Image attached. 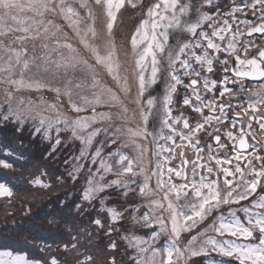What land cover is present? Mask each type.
I'll use <instances>...</instances> for the list:
<instances>
[{"label": "snow or ice", "instance_id": "snow-or-ice-1", "mask_svg": "<svg viewBox=\"0 0 264 264\" xmlns=\"http://www.w3.org/2000/svg\"><path fill=\"white\" fill-rule=\"evenodd\" d=\"M126 5L137 7L134 0H0V122L24 125L32 120L36 126L31 134L49 141L46 157L53 162L64 143L63 132H70L80 145L79 155L72 157L77 166L69 171V161H64L74 189L89 167L80 162L90 159L95 168L88 172L82 191L77 189L78 197L59 202L62 215L49 223L70 225V234L76 230V215L83 213L90 225L104 232L107 219L110 239L123 214L106 207L103 193L119 188L127 203L138 190L146 211L133 220L144 228L159 225L167 240L162 248L153 247L149 240L126 234L123 239L136 252L129 264H145L148 252L152 264H157V255L158 264H192L197 257L204 264H227L224 258L264 264V143L253 130L258 124L264 132V47L252 39L258 34L264 40V0H233L227 11L214 0H203L207 10L197 9L194 22L190 3L156 0L131 33V76L120 59L125 49L114 34ZM57 20L65 22L71 36ZM164 72L162 100H145ZM106 76L115 87L105 83ZM246 81L258 87L248 88ZM133 87L136 96L129 99ZM24 90L51 91L57 102L41 99L25 107L20 101L13 107ZM181 90L182 109L174 114ZM62 97H67L74 115L65 114L58 103ZM183 109H191L199 119L192 123ZM128 148L137 155H128ZM4 156L0 169H13L16 159L23 160L22 154ZM108 174L116 178L105 182ZM44 175L47 170L28 182L48 189ZM13 186L16 181L0 173V198L11 200ZM97 202L101 214L93 219L85 204ZM128 211H133L131 206ZM209 220L211 224L199 231ZM194 230L196 235L185 244L182 234ZM152 236L155 240L157 233ZM72 239L70 248L64 245L66 252L76 253L72 261L55 254L28 259L26 254L0 250V264H95L94 256L87 254L91 245H83L81 233ZM108 248L118 249V244L110 241ZM106 264L117 261L111 257Z\"/></svg>", "mask_w": 264, "mask_h": 264}, {"label": "rangeland", "instance_id": "rangeland-1", "mask_svg": "<svg viewBox=\"0 0 264 264\" xmlns=\"http://www.w3.org/2000/svg\"><path fill=\"white\" fill-rule=\"evenodd\" d=\"M134 2L137 4L136 8L126 5V7L121 10V13L118 14V21L114 29L117 45L125 49L127 52V55H125V50H122L120 53V59L122 64L129 66V76L132 75L131 67L133 66L130 46L131 33L135 31L140 21L145 18L147 9L152 4L156 3V0H134ZM182 2L190 3L191 6H194L202 4L203 0H182ZM77 3H79V0H77ZM193 11L194 10L191 8L189 12L191 20L198 18V12ZM56 22L64 27V30L69 33V36L72 35L71 30L67 28L63 20H57ZM172 43H175V40H173ZM56 79L60 80L61 77L57 76ZM166 81L167 73L164 72L161 74L157 83L148 90V93H146L144 99L146 100L148 96H152L162 100L166 88ZM105 83L109 87H115L114 82L111 81L110 77H105ZM53 86L56 87L60 85L54 84ZM135 96L136 88L133 87L131 97L129 99L134 98ZM41 99L47 103L57 102L55 93L51 91L45 90L43 92H35L24 90L16 97V100L13 102V107H15L20 101H23L25 107H27L29 103L32 105H37L40 104ZM58 103L64 109L65 114L74 115L70 112L67 97H62ZM3 104L4 98L3 95L0 94V110H3ZM131 106L135 107L134 104ZM181 109L182 101L180 98L179 103L175 105V110L179 112ZM100 110L107 111L108 109L101 108ZM183 110L185 115H187V109ZM35 126L36 124H34L32 120H28L24 125L14 124L11 122L7 125H4L2 122H0V159L5 158V152L10 154V159L12 157H19L21 154L23 155L22 161L20 159L15 160L16 164H14L13 169H0V173L4 174L5 178L11 177L16 181L17 185L13 186L14 196L11 200L0 198L1 207H5L11 203L7 207V210L9 208L13 210L11 215L6 214V220L3 222V224L0 221V230L1 228H13L14 226L19 227L22 230L21 232L20 229H13L12 235L14 237H20L21 240H27V244L23 246L26 251H28V259H44L49 257L50 254H55L61 257V259L72 261L75 258L76 253L66 252L64 250V245L65 243H68L70 248L71 243L74 242L72 238L77 234V232L81 233L83 245H91L87 254L94 256L95 264H106V261H108L111 257H115L117 264H129L130 259L136 256V252L134 249L129 247L128 241L123 239L126 234L136 235L144 238L145 240H149L152 242L153 247H163V243L167 240V233L160 232L159 225H156L153 228H144L142 225L136 224L133 220V216H143L144 211H146V209L141 208V204L146 202L141 200L138 195V190L136 195L129 197L127 203H125L124 196L122 195V191L119 188L111 189L103 193V196L108 198L106 207H114L117 209V211L123 214V222L117 223L115 225L118 231L113 233L110 239L106 236L107 224L109 223L107 219H105L106 227L104 232H98L95 226L90 225L88 216L83 213L76 215V230L72 231L70 234V225H66L63 222L59 223V225L50 224V220H52L54 217L59 218V216L62 215V206L59 202H72L74 196L78 197L79 192L77 189L82 191V186H84L86 183L88 172H94L95 168L91 167L90 159L81 161L80 163L88 164L89 167L84 169L85 179H81L77 185V188L74 189L72 187L73 181L67 179L64 161H69V171L73 167L77 166L75 161L72 160V157L79 155V142L73 141L71 139L70 132H63L61 139H63L64 143L58 147L54 157L55 162H53V160H49L46 157V153L51 147L49 141L44 140L43 136L34 137L31 134L34 131ZM21 127L23 130L18 131L17 129ZM156 127H159L158 121L156 122ZM52 135L55 137L56 133L53 132ZM45 145H48V147H45ZM126 152L130 156L137 155L135 150L132 148H128ZM52 165L55 166L57 170L55 175L53 174L54 171ZM144 166L146 168L148 167L147 159L145 160ZM45 170H47V175H44L42 179L44 181L50 180L52 182V186L50 188L43 189L34 187L28 182L33 175H39ZM62 174L65 178L63 180L57 179V177H60ZM14 175L16 178L13 177ZM19 177H23V180H21ZM115 178L116 177L114 174H108L105 177V182ZM140 181L143 182V177H140ZM150 186H155L154 179L150 182ZM40 200H44V202L47 203L49 207L52 205V209L55 208L54 211H50L48 214L40 212L38 205ZM130 206L133 209L131 212L128 211ZM92 207L95 208V211L92 210ZM85 209L91 213V217L93 219L101 214L100 205L98 202L93 206L85 204ZM102 218L104 217L102 216ZM33 221L37 223L36 228H32L30 224ZM27 222L28 224L24 225ZM211 222L212 221L209 220L198 230L203 231V229L206 228L208 224H211ZM5 225H8V227H4ZM85 229L88 233H91V236H86ZM24 231H26V234H33V238L28 239V236L23 235ZM18 232H20V234H18ZM153 232L157 233L155 240H153ZM21 235L23 236L21 237ZM191 235H196V230H194L191 234H182V240L185 244L187 243V240L191 238ZM97 241H99V243H97ZM110 241H115L118 244V249H109L108 244ZM145 247H148V245H145ZM80 250L82 251L83 248ZM151 257L152 253L148 252L145 264H152V260L150 259ZM224 259L226 260L227 264H238V262L235 260H231L229 258ZM155 260L158 264L159 255L155 257ZM133 264H135L134 261ZM192 264H204V261L202 258L197 257L193 258Z\"/></svg>", "mask_w": 264, "mask_h": 264}, {"label": "trees", "instance_id": "trees-1", "mask_svg": "<svg viewBox=\"0 0 264 264\" xmlns=\"http://www.w3.org/2000/svg\"><path fill=\"white\" fill-rule=\"evenodd\" d=\"M158 125V124H157ZM16 164V163H14ZM23 164V163H21ZM18 165V164H17ZM20 165V164H19ZM53 171H54V175H55V172H57L56 170V167L53 166ZM56 170V171H55ZM13 177L16 178V176L14 175ZM21 180H23V177H19ZM45 183H49L51 186H52V182L50 180H47V181H44ZM11 203H9L10 205ZM5 206V207H1L0 206V221L3 222L6 220V214H9V213H12L13 210L11 208H9L7 210V207L9 206ZM38 205H39V211L44 213V214H48V212H53L54 209H52V205L49 207L47 205V203L44 202V200H40L38 202ZM12 210V211H11ZM56 210H57V207H56ZM10 211V212H9ZM27 223H25L24 225H27ZM32 228H36L37 227V223L35 221H33L32 223H30ZM6 229V230H5ZM1 228L0 230V250H12L14 253H20V254H26L27 258H29V255H28V251H26V249L24 248L23 245L27 244V240L25 239H22L20 237H14L12 235V231L13 229H20L19 227H16L14 226L13 228ZM20 231L22 232V230L20 229ZM18 234H20V232H18ZM28 234V235H27ZM26 234V231L23 232V235L25 236H28V239H31L33 238L32 235L33 234H29L27 233ZM21 235V237L23 236Z\"/></svg>", "mask_w": 264, "mask_h": 264}, {"label": "flooded vegetation", "instance_id": "flooded-vegetation-1", "mask_svg": "<svg viewBox=\"0 0 264 264\" xmlns=\"http://www.w3.org/2000/svg\"><path fill=\"white\" fill-rule=\"evenodd\" d=\"M214 2L221 4L222 10L223 11H227V10H230V6H231L233 0H214ZM236 2H239V0H236ZM191 8H192V10H194L193 12H197V9H199L201 11H206L207 10L206 7H202V4L194 5ZM244 18H245L244 16H241V19H244ZM195 20L196 19H193L192 21L194 22ZM244 31L246 32L247 29L245 28ZM185 35H190V34H185ZM252 39L256 40L260 47H264V40H261L259 38L258 34H254ZM181 42H183V40ZM253 54H255V52H253ZM245 83L247 84L248 88H256V87H258V83L254 82V81H246ZM182 94H183V96H182ZM179 95H180V98H181V101H182V98L184 97L185 93L181 90ZM174 100H175V98H174ZM174 114H178V111L175 110V108H174ZM205 114H207V113H205ZM187 116L190 117L192 123H195L199 119V114L192 113L191 109H187ZM253 130L255 131L257 139L261 140V142L264 143V132H262L259 129V125L258 124H254L253 125ZM188 155L191 156L192 154L188 153Z\"/></svg>", "mask_w": 264, "mask_h": 264}]
</instances>
